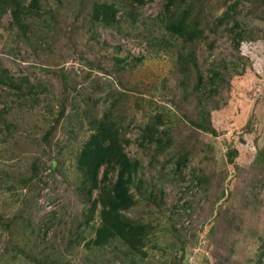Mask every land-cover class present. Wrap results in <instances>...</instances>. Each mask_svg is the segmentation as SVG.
<instances>
[{"label": "rangeland", "instance_id": "374dc122", "mask_svg": "<svg viewBox=\"0 0 264 264\" xmlns=\"http://www.w3.org/2000/svg\"><path fill=\"white\" fill-rule=\"evenodd\" d=\"M105 1L120 7L110 27L90 20L92 0H44L33 44L0 17V68L35 91L21 106L20 92H1L12 109L0 116V264H264V0H238V48L216 30L234 0H178L186 42L160 22L165 0ZM213 59L225 77L204 97ZM197 75L204 90H192ZM105 116L140 162L121 213L152 225L144 257L118 239L86 245L99 217L77 156ZM148 124L160 146L143 141Z\"/></svg>", "mask_w": 264, "mask_h": 264}, {"label": "trees", "instance_id": "16d2710c", "mask_svg": "<svg viewBox=\"0 0 264 264\" xmlns=\"http://www.w3.org/2000/svg\"><path fill=\"white\" fill-rule=\"evenodd\" d=\"M43 1L0 0V17L8 12L10 15L9 27L16 30V36L33 44V29L30 27V24L32 25L33 23L31 17L39 12ZM129 1L131 4L139 6L145 2V0ZM177 1L165 0L163 3L164 15L160 19V22L164 24L169 33L186 42L194 38L192 36L194 30L190 29V23L186 21L187 14L181 13L176 8ZM238 3V0L230 2L229 6L224 9L223 14L216 21V30L218 29L220 32L223 31L225 34H229L235 48L239 47L242 32L243 30L245 32L247 27L237 13L236 8ZM260 3H263V0ZM192 4V2L189 3L188 7ZM91 10L90 20H92V23L96 22L103 27H110L120 22V7L116 2L92 0ZM220 25H223L222 29L221 27L218 28ZM40 34L37 35L38 39L35 40L37 44L34 43V45H37V47H33L34 52L41 45L39 39L42 37V33ZM115 59L121 62L124 60V57L117 55ZM193 65L196 67L195 64ZM226 67L227 65L222 60L213 59L209 63L206 69L207 81L204 82L207 84L204 97L209 95L211 91L214 92L216 90L214 89L215 84L218 85L224 79ZM201 81V76L197 75L192 90H199V87L204 90ZM208 84L210 85L209 88ZM23 85H29V88L26 89ZM32 87L33 85L29 84L28 80L16 79L14 74L9 72L7 68H0V102L2 100L1 92L8 89L20 92L18 94V97L21 98L19 106L27 105L31 95L35 93L31 89ZM11 109V104L9 105L4 102L0 108V116ZM92 125V132L82 145L77 156V168L82 175V188L90 200L89 218L92 217L91 214L95 211H98L99 217V224L95 229L94 235L87 241L86 245L88 247L104 246L118 239L132 253L144 257L146 251L142 247L148 232L153 229L152 225L150 223L130 221L121 213L132 208L136 203L131 192V186L134 182V177L139 171L140 162L137 159L129 157L125 152L124 144L120 138L119 127L116 126L109 116H105L100 120H94ZM200 126L205 127L211 132H215L210 125H206L202 121H200ZM141 136L143 141L147 143L156 141V146L161 145L162 138L156 125L148 124L143 126L141 128ZM178 162L181 163V160H178ZM95 190L97 192L96 196L92 198ZM261 254L264 256V248Z\"/></svg>", "mask_w": 264, "mask_h": 264}]
</instances>
